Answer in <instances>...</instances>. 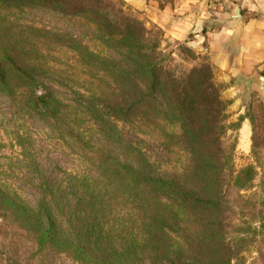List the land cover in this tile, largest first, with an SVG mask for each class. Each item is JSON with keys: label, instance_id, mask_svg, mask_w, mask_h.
I'll use <instances>...</instances> for the list:
<instances>
[{"label": "rangeland", "instance_id": "1", "mask_svg": "<svg viewBox=\"0 0 264 264\" xmlns=\"http://www.w3.org/2000/svg\"><path fill=\"white\" fill-rule=\"evenodd\" d=\"M86 1L144 25L138 36L168 56L165 87L191 86L194 100L154 97L138 54L106 35L93 5L72 15L0 0V264H210L229 255L231 264H264V98L246 86L249 75L222 66L210 42L167 36L125 0ZM206 71L224 119L204 104ZM205 174L222 211L188 216L167 183L204 194ZM44 218L58 237L41 245Z\"/></svg>", "mask_w": 264, "mask_h": 264}, {"label": "trees", "instance_id": "2", "mask_svg": "<svg viewBox=\"0 0 264 264\" xmlns=\"http://www.w3.org/2000/svg\"><path fill=\"white\" fill-rule=\"evenodd\" d=\"M21 3H31L40 5L46 8H49L54 11L68 13L72 15H78L83 9H86L88 5L92 6L91 10L96 17L100 18L99 21L103 23V29L106 35L115 36L119 39V45L128 52H135L138 54V67L143 76L147 78L150 88L152 90V95L159 96L163 98L166 97L168 100L180 101L183 105H190L193 103V90L192 87L184 88H171L168 89L165 86H168V82H162L160 75V68L165 61H167V54L159 50V45L150 44L147 42V39L142 36H138V30L145 31L144 25H139L136 21L129 19L127 17L119 16L114 13L112 7H105L102 2H97V4L86 3V0H16ZM114 30L118 31L117 33L113 32ZM159 50V52H158ZM13 65V72H15L25 83L28 85H33L36 83L34 78L30 75L29 71L21 67L15 61H12L11 58H8ZM210 72L206 71V77L204 78V93L206 94V100L204 104L209 113L217 115L224 119V111L226 109V104L223 100L220 99V95L216 90L215 85L212 82V75L208 74ZM0 81H5V73L1 69L0 64ZM164 93V94H163ZM44 103V102H42ZM190 103V104H189ZM48 108L47 103L44 106ZM216 119V118H215ZM218 121V119H217ZM222 121V120H221ZM224 126L221 127L223 129ZM198 132L197 128L193 130ZM186 143L189 145L192 144V138L189 139L188 132L184 134ZM206 161L210 164L211 161H214V155L212 152L204 156ZM252 168V167H248ZM200 186L205 188L207 193H200L196 189L189 187L185 188L183 185L179 184L175 179L171 182H168L167 185L174 192L175 197L184 202L186 208L182 211L185 212L188 216L193 214V208H198L202 212L207 211L206 213L217 214L220 213L222 209L221 197L219 193L213 192L214 189L218 186V183L212 180V176L208 174L201 175L200 177ZM219 191V190H218ZM219 194V195H218ZM222 211V210H221ZM208 224H214L213 221H208ZM38 241L41 245L46 241H53L58 236L56 223L49 218L43 220V224L40 227V230L37 232ZM84 253V248H82ZM232 258H218L215 262L210 264H231Z\"/></svg>", "mask_w": 264, "mask_h": 264}, {"label": "crops", "instance_id": "3", "mask_svg": "<svg viewBox=\"0 0 264 264\" xmlns=\"http://www.w3.org/2000/svg\"><path fill=\"white\" fill-rule=\"evenodd\" d=\"M125 1L167 36L193 46L210 42L220 64L237 74L264 73V0ZM236 5L242 15L240 30L233 24Z\"/></svg>", "mask_w": 264, "mask_h": 264}, {"label": "water", "instance_id": "4", "mask_svg": "<svg viewBox=\"0 0 264 264\" xmlns=\"http://www.w3.org/2000/svg\"><path fill=\"white\" fill-rule=\"evenodd\" d=\"M233 17H234L233 24L236 25L238 29L240 30L242 27V15H241V10H240L239 5H236ZM229 20H231V18ZM243 81L245 82L248 88H252V87L257 88L261 96L264 98V73L263 72L256 70L253 74L244 77Z\"/></svg>", "mask_w": 264, "mask_h": 264}]
</instances>
